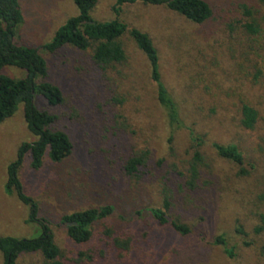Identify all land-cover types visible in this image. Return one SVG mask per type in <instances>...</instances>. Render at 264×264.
<instances>
[{"label":"rangeland","instance_id":"rangeland-1","mask_svg":"<svg viewBox=\"0 0 264 264\" xmlns=\"http://www.w3.org/2000/svg\"><path fill=\"white\" fill-rule=\"evenodd\" d=\"M114 1L98 0L92 17L112 19ZM204 1L211 15L201 24L164 5H124L119 15L146 32L158 51L162 80L182 121L173 133L157 103L147 60L127 35L122 37L126 60L109 67L96 64L91 49H40L46 80L61 89L63 100L37 104L55 115L52 128L69 136L72 151L60 163L45 159L38 170L26 156L19 176L50 221L60 264H264V6L258 0ZM20 8L23 22L15 39L30 47L48 42L77 13L74 0H20ZM1 73L24 75L14 67ZM243 103L257 111L251 129L240 123ZM191 131L204 142L192 188L187 185ZM33 140L20 105L0 123V235L38 234L25 223L27 208L4 191L7 165L22 142ZM214 142L236 144L246 172L219 157ZM144 150L145 165L128 175L126 161ZM165 197L168 217L187 224L189 234L159 226L148 213L162 207ZM107 204L113 213L92 226L86 242L72 241L57 224L63 214ZM237 227L244 234H237ZM219 235L225 246L214 242ZM16 264L46 261L31 252Z\"/></svg>","mask_w":264,"mask_h":264},{"label":"trees","instance_id":"trees-1","mask_svg":"<svg viewBox=\"0 0 264 264\" xmlns=\"http://www.w3.org/2000/svg\"><path fill=\"white\" fill-rule=\"evenodd\" d=\"M98 0H74L77 13L67 18L55 30L52 38L40 47H30L16 42V31L23 22L20 8V0H0V123L11 117L18 107H23V118L27 129L33 135L31 142H22L16 152L15 159L6 168V180L4 191L15 197L27 208L25 223L38 229L34 237H14L0 235V253L2 264H16L17 258L23 253L39 252L46 264H60L57 261L59 250L54 242L50 221L40 215L36 200L24 190L19 172L26 156L29 157V166L33 170L42 167L45 159L51 163H60L66 159L72 151L69 136L61 130L52 128L56 119L46 109L38 106V100H42L47 106H56L63 100L61 89L46 80L47 64L40 53V49L47 52H55L64 46H71L79 50L91 49L92 59L101 67H109L121 64L126 60L122 37L127 35L135 46L145 56L149 67V79L155 87L157 103L164 111L167 125L173 133L182 126L178 105L162 80L160 72L158 51L149 35L136 28L129 27L119 19L124 5L141 3L144 5H164L170 11L176 12L187 20L201 24L211 15V8L204 0H115L111 7L113 18L98 21L92 17V10ZM264 6V0H258ZM249 14L250 10L245 9ZM247 29L257 32V27L248 24ZM4 67H14L24 71L20 78L1 73ZM257 121V111L247 103L241 106L242 127L251 129ZM193 152L189 166L188 187H194L198 177V167L202 161L201 147L203 140L191 131ZM171 138H169V141ZM216 154L243 168L244 160L241 151L234 143H212ZM148 151L144 150L130 157L125 164L128 175L135 176L138 168L145 165ZM169 201L165 197L162 207H151L147 211L159 226H169L180 235L190 233V227L176 220H171L166 209ZM114 211L112 205L100 207H88L82 210L63 214L57 224L63 226L68 237L76 242H86L91 238L92 226L109 217ZM237 234H244L237 227ZM109 234V231H105ZM214 242L222 246L226 245L223 235L215 238ZM116 243L118 241L116 240ZM125 243V242H123ZM121 245V244H120ZM123 246V245H122ZM126 246V245H124ZM123 246V247H124ZM231 254V251L226 249Z\"/></svg>","mask_w":264,"mask_h":264}]
</instances>
